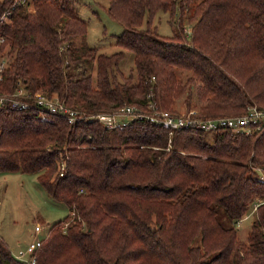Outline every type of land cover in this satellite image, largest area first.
Listing matches in <instances>:
<instances>
[{
  "label": "trees",
  "instance_id": "trees-1",
  "mask_svg": "<svg viewBox=\"0 0 264 264\" xmlns=\"http://www.w3.org/2000/svg\"><path fill=\"white\" fill-rule=\"evenodd\" d=\"M8 4L0 0V12ZM108 4L123 25L116 37L123 49L110 54L75 43L87 34L76 0L16 7L0 26V91L22 80L87 112L126 104L151 112L152 102L174 110L178 99L206 117L264 109V0ZM160 11L170 14V36L153 25ZM187 19L190 36L182 31ZM125 50L134 55L127 72ZM7 171L37 173L68 208L44 234L38 264H264V125L171 130L136 117L108 128L4 108L0 173ZM250 210L244 239L238 223ZM0 264H26L2 235Z\"/></svg>",
  "mask_w": 264,
  "mask_h": 264
},
{
  "label": "rangeland",
  "instance_id": "rangeland-1",
  "mask_svg": "<svg viewBox=\"0 0 264 264\" xmlns=\"http://www.w3.org/2000/svg\"><path fill=\"white\" fill-rule=\"evenodd\" d=\"M108 5V0H76L79 15L87 22V34L77 37L75 43L86 42L98 47L100 52L108 54L123 49L116 44V37L123 31V25L108 13ZM32 7L33 5L29 9ZM171 19L179 22L178 15ZM192 24L188 19L185 21L184 25L190 29V33L187 34L183 25L182 31L186 36L191 35ZM153 25L161 35L170 36L174 32L168 12L160 11ZM125 51L121 68L127 72L134 65V55L132 51ZM174 109L187 110L184 99L176 100ZM124 119L131 120V116ZM208 135L211 136V133ZM67 214V206L49 196L39 182L37 173L21 171L0 173V234L8 240L13 251L17 249L16 245L22 244L24 247L33 239L31 231L36 223L43 227L44 235L54 222L63 219ZM254 218L255 212L250 210L239 220V234L242 238H247Z\"/></svg>",
  "mask_w": 264,
  "mask_h": 264
},
{
  "label": "built area",
  "instance_id": "built-area-1",
  "mask_svg": "<svg viewBox=\"0 0 264 264\" xmlns=\"http://www.w3.org/2000/svg\"><path fill=\"white\" fill-rule=\"evenodd\" d=\"M33 0H9L8 6L0 12V26L7 21L16 7H28ZM187 34L190 29L185 26ZM5 41V37L0 32V46ZM6 67L5 61H0V80L2 71ZM153 110L146 112L134 105L126 104L107 112H87L77 107L71 106L55 96H50L42 89H27L22 80H18L16 88L11 92L0 91V111L4 108H14L18 110H33L42 121H51L52 117L60 116L67 119L69 123H75L81 119L98 120L108 128L122 126L130 120L124 119L126 116L132 118L146 117L150 120L167 125L171 130L180 129H201L214 131L221 128L233 129L234 131L250 132L254 127L261 128L264 125V109L257 105L248 106L244 113L238 115H225L206 117L199 114L198 109L192 107L185 111L160 109L152 102ZM67 224L63 227L65 228ZM43 227L36 223L31 231L33 239L24 247H19L13 251L16 258L26 264H38L36 250L42 244Z\"/></svg>",
  "mask_w": 264,
  "mask_h": 264
},
{
  "label": "crops",
  "instance_id": "crops-1",
  "mask_svg": "<svg viewBox=\"0 0 264 264\" xmlns=\"http://www.w3.org/2000/svg\"><path fill=\"white\" fill-rule=\"evenodd\" d=\"M0 235H2V234H0ZM3 237H4V235H2ZM44 236V235H43ZM5 238V237H4ZM6 240V239H5ZM7 241V243L9 244V242H8V240H6ZM27 243V242H26ZM10 245V244H9ZM22 244H18V245H16V247L15 248H19V247H22L21 246ZM26 245V244H25ZM14 247V246H13ZM10 248H11V246H10ZM12 249V248H11ZM17 249H15V250H17ZM12 251H13V249H12Z\"/></svg>",
  "mask_w": 264,
  "mask_h": 264
}]
</instances>
